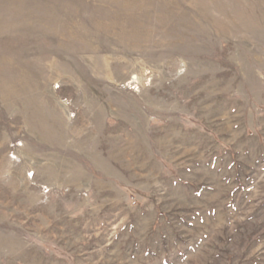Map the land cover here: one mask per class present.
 <instances>
[{"label": "rangeland", "instance_id": "1", "mask_svg": "<svg viewBox=\"0 0 264 264\" xmlns=\"http://www.w3.org/2000/svg\"><path fill=\"white\" fill-rule=\"evenodd\" d=\"M0 264H264V0H0Z\"/></svg>", "mask_w": 264, "mask_h": 264}]
</instances>
